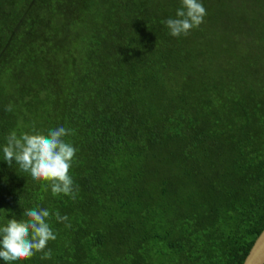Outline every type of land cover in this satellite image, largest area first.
Returning a JSON list of instances; mask_svg holds the SVG:
<instances>
[{
	"label": "trees",
	"instance_id": "trees-1",
	"mask_svg": "<svg viewBox=\"0 0 264 264\" xmlns=\"http://www.w3.org/2000/svg\"><path fill=\"white\" fill-rule=\"evenodd\" d=\"M201 2L176 38L181 0H0V226L40 207L57 234L23 264H244L264 230V0ZM58 126L75 200L3 161L11 132Z\"/></svg>",
	"mask_w": 264,
	"mask_h": 264
},
{
	"label": "clouds",
	"instance_id": "clouds-1",
	"mask_svg": "<svg viewBox=\"0 0 264 264\" xmlns=\"http://www.w3.org/2000/svg\"><path fill=\"white\" fill-rule=\"evenodd\" d=\"M206 16L201 0H181L175 18H168L163 23L172 37H187L204 23ZM12 110L11 104L5 107V111ZM71 134L72 130L63 126L46 134L34 131V134L18 136L13 131L2 147L3 161L9 167L15 162L19 170L28 173L34 182L50 188L53 196L63 195L75 200L79 189L70 170L76 160L77 149L65 140ZM51 215L48 209L36 207L23 212L25 219L18 221L14 216L7 219L6 225L0 226V260L5 264H23L38 254L41 260H50L53 253L48 245L57 239L48 222ZM55 219L67 229L72 227L69 217L59 211L55 212Z\"/></svg>",
	"mask_w": 264,
	"mask_h": 264
},
{
	"label": "water",
	"instance_id": "water-1",
	"mask_svg": "<svg viewBox=\"0 0 264 264\" xmlns=\"http://www.w3.org/2000/svg\"><path fill=\"white\" fill-rule=\"evenodd\" d=\"M244 264H264V230L254 243Z\"/></svg>",
	"mask_w": 264,
	"mask_h": 264
}]
</instances>
